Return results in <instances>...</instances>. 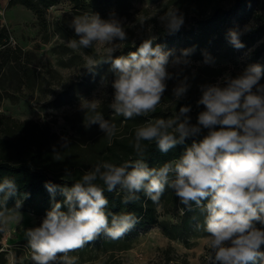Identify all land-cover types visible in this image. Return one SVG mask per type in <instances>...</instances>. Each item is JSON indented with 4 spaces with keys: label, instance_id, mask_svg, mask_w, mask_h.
Returning <instances> with one entry per match:
<instances>
[{
    "label": "clouds",
    "instance_id": "9594fccd",
    "mask_svg": "<svg viewBox=\"0 0 264 264\" xmlns=\"http://www.w3.org/2000/svg\"><path fill=\"white\" fill-rule=\"evenodd\" d=\"M159 21L169 34L180 31L185 23L182 12L170 8ZM69 27L78 38L67 41L69 48L89 49L102 46L104 56L97 59L85 56V67L92 72L103 63L110 64L114 74L109 108L125 121L136 117H150L162 104L168 81L175 80L172 100L183 99L191 87L185 74L193 61L194 48L165 50L155 43L156 37L144 39L135 51L114 56L128 39L122 20L112 15L102 19L97 13L73 16ZM251 29L230 30L229 42L235 49L245 45L240 37ZM99 50V47H97ZM204 64L215 65L209 54ZM173 69L174 71H170ZM264 68L250 64L238 75L225 73L215 83L199 85L201 93L197 106L203 110L192 123L191 106L164 117L146 119L135 129V158L117 165L101 161L86 171L80 180L60 187L64 199L53 200L38 226L24 230L28 247L32 250L33 264H77L78 257L69 253L84 248L101 234L108 239H122L138 222L132 212L111 214L106 211L109 201L105 190L122 192V203L140 199L143 192L159 207L161 196L170 188L188 210L192 205L204 214L203 229L208 234V264H264ZM108 82L102 81V87ZM81 109L87 115V124H98L104 137L111 143L117 132L115 123L97 111L93 100ZM206 130V134L202 133ZM192 139L190 146L176 159L160 167L146 163L148 148L155 143L161 153H168L177 145ZM148 142L145 144L144 142ZM64 147H67L65 141ZM70 176L71 174L68 173ZM49 193L55 195L59 186L47 182ZM17 185L13 179L0 182V204L5 206L15 196ZM27 195V194H25ZM206 201V203H204ZM21 201H17L19 208ZM66 207V211L62 210ZM147 207V205H143ZM181 215L184 209H180ZM109 216L111 217L109 219ZM15 215L0 211V224ZM22 220V216L19 217ZM0 226V231H4Z\"/></svg>",
    "mask_w": 264,
    "mask_h": 264
},
{
    "label": "rangeland",
    "instance_id": "374dc122",
    "mask_svg": "<svg viewBox=\"0 0 264 264\" xmlns=\"http://www.w3.org/2000/svg\"><path fill=\"white\" fill-rule=\"evenodd\" d=\"M30 1L43 13L42 18L38 17L35 8L18 0H0V26L8 34L0 41V113L19 122L32 119L47 125L59 137L55 146L64 149L66 140L73 142L71 153L74 155L90 157L97 154L96 151L105 144L126 136L127 125L132 120L125 121L109 108L113 92L110 84L114 79L110 64L103 63L92 72L84 68L85 56L99 59L105 54L104 48L93 46L73 50L68 47L67 41L78 38L69 27L73 16L92 12L102 19L115 15L122 20L128 39L114 56L135 51L144 39L152 36L165 50H175L177 55L182 49L194 48L190 56L193 63L185 74L191 77L194 70L196 75L190 79L191 87L186 96L175 104L172 88L176 81L169 80L162 104L146 119L167 118L181 106L190 105L189 115L195 123L198 113L203 110V106H197L201 96L199 85L215 83L231 71L239 74L250 63L264 62V47H260L259 55L252 62L255 48L264 41V25H261L264 0L252 5L237 27L232 26L228 18L207 25V15L190 12L184 17L180 31L172 35L159 21V15L174 7L169 0H59L45 8L37 0ZM231 5L232 0L221 1L223 9ZM245 26L251 29L240 37L245 47L235 49L228 34L230 30L241 31ZM205 53L214 58V66L203 63ZM217 66H225V69L215 77L213 69ZM103 80L108 82L106 88L102 87ZM260 83L264 84V76ZM83 99H96L93 102L97 104V111L116 124L117 132L111 143L98 124H87L90 113H86L85 118L81 109L86 103ZM4 130L6 128H0L1 133ZM18 201L25 202L29 209L5 211L7 216L15 215L17 219L0 224L5 229L0 231V264H33L24 230L38 226L48 210L41 208L40 213L36 212V206H43L45 201L31 192ZM155 209L156 224L145 226L137 222L118 240L101 234L69 255L78 257L77 264H208L204 214L192 206L191 210L183 208L181 215L180 200L170 188H166Z\"/></svg>",
    "mask_w": 264,
    "mask_h": 264
},
{
    "label": "trees",
    "instance_id": "16d2710c",
    "mask_svg": "<svg viewBox=\"0 0 264 264\" xmlns=\"http://www.w3.org/2000/svg\"><path fill=\"white\" fill-rule=\"evenodd\" d=\"M15 1V0H11ZM20 3L35 8L38 17H43V13L37 8V5L30 0H18ZM38 4L44 8L49 7L59 0H37ZM78 1V0H75ZM174 7L178 8L183 13L184 17L190 12L207 15L205 23L209 25L217 19H229L232 21V26L237 27L244 18L245 14L251 9L252 5L258 0H232L231 7L223 9L221 1L223 0H169ZM264 25V20L261 21ZM7 31L0 26V41L7 37ZM155 43H158L155 41ZM259 47L255 48V55H259L260 47H264L262 41ZM258 53V54H257ZM264 61V60H262ZM252 64V63H250ZM264 68V62L260 64ZM225 66H217L213 69V75L216 77L222 73ZM233 76L238 75L236 72H230ZM122 117V116H121ZM123 118V117H122ZM124 119V118H123ZM132 123L127 125L128 133L122 138H115L111 144H105L100 150L98 149L92 156H78L71 152L74 146L73 142L67 141V147L59 149L55 145L58 143L59 137L50 131L47 125L40 123L37 120L26 119L17 121L16 119L0 113V128H6L4 133L0 132V182L4 178L13 179L17 185V193L15 196L9 197L6 200L5 206L0 204V210L6 211L10 209H29V205L21 202L19 208L16 204L19 198L26 196L29 192L34 196H39L44 199L43 206H36V212L40 213L41 208L50 210L53 200L62 201L64 199L60 192V187L65 185L71 186L72 183L81 179L82 175L91 167L101 161L112 162L117 165L125 160L135 158L134 142L135 129L142 124L146 117H136L131 119ZM202 133L200 137L202 138ZM147 144L148 142H144ZM192 139H186L183 145H177L168 153H161L155 143L148 148L146 163L149 167H160L165 162L179 158L186 147L190 146ZM68 173L71 175L69 176ZM51 182L59 186L53 194L49 193L45 184ZM119 189L113 192L105 190L104 195L107 197L109 204L106 211L111 214H120L121 212H132L138 218V223L141 225H154L157 223V213L155 204L147 198L143 192L138 193L140 199L136 202L128 204L122 203L123 193ZM206 203V201H204ZM147 207H143V205ZM181 207L187 209L180 203ZM192 206H195L193 204ZM64 207L62 210H65ZM111 217L109 216V219ZM91 243V242H90ZM88 243V244H90ZM87 244V245H88Z\"/></svg>",
    "mask_w": 264,
    "mask_h": 264
}]
</instances>
